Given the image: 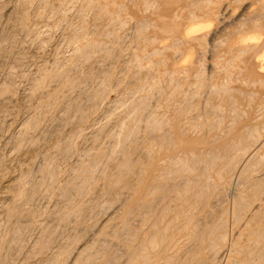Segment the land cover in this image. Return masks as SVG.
Returning a JSON list of instances; mask_svg holds the SVG:
<instances>
[{
    "label": "rangeland",
    "instance_id": "obj_1",
    "mask_svg": "<svg viewBox=\"0 0 264 264\" xmlns=\"http://www.w3.org/2000/svg\"><path fill=\"white\" fill-rule=\"evenodd\" d=\"M262 5L0 0V264H264Z\"/></svg>",
    "mask_w": 264,
    "mask_h": 264
},
{
    "label": "bare ground",
    "instance_id": "obj_2",
    "mask_svg": "<svg viewBox=\"0 0 264 264\" xmlns=\"http://www.w3.org/2000/svg\"><path fill=\"white\" fill-rule=\"evenodd\" d=\"M236 1V0H235ZM256 1V3H261V4H264V0H255ZM199 2H200V0H199ZM143 4V3H142ZM255 3H251V2H248L247 1V3H245V4H243V11H250V10H252L253 9V5H254ZM150 5V4H149ZM30 6V5H29ZM102 6V5H101ZM262 7H264L263 5H262ZM262 7H261V9H262ZM40 8V7H39ZM242 8V7H241ZM220 9H221V14H217V15H221L218 19H219V21H217L218 23H219V27H218V29L217 30H213L212 28H211V25H212V23H211V20H210V15L209 14H203V15H205V16H199V18L197 19V18H193V17H190V16H188V17H190L189 18V20H188V22L183 26V28H182V35H183V37H184V39L185 40H195V39H197V38H199L204 32H205V34H207L209 37V40H212L213 38H214V35L217 33V31L218 30H223V29H225L229 24H231V23H226V21H225V19H224V16H226V15H229L230 13L231 14H233L229 9H228V7H227V4L225 5H222V7H220ZM25 12V11H24ZM99 12V11H98ZM62 13V12H61ZM64 13V12H63ZM259 13V12H258ZM257 13V14H258ZM192 14V13H191ZM191 14H189V15H191ZM0 15H1V13H0ZM209 15V16H208ZM213 15H216L215 13L213 14ZM238 14H236V15H234L235 16V18H238V20H239V18L240 17H238L237 16ZM242 16V15H241ZM252 16V15H251ZM250 16V17H251ZM255 16H257V15H255ZM40 17V16H39ZM194 17H196V16H194ZM253 17V16H252ZM188 19V18H187ZM217 19V18H216ZM242 19V18H241ZM252 19H254V18H252ZM228 20V19H227ZM235 20V19H234ZM243 21V20H242ZM238 22V21H237ZM114 23V22H113ZM148 24V23H147ZM232 24H235V23H232ZM55 26V25H54ZM212 30H211V29ZM252 28H254V27H252ZM48 29V28H47ZM237 29V28H236ZM257 29V28H256ZM260 30H261V28H259ZM235 30V29H234ZM258 30V29H257ZM257 30H252V29H250V31L249 32H246V33H244V34H242L243 32H242V30L240 31V32H242L240 35H237V36H235L234 38H232L233 39V41H232V45H234L235 47H243V46H246L247 44H252V46L254 45V44H256L257 42H258V39H260L259 37L262 35V33L261 32H258ZM259 30V31H260ZM227 32V31H226ZM239 31L238 32H236V33H240ZM261 33V34H260ZM264 34V33H263ZM3 35V34H2ZM107 35V34H106ZM80 37V36H79ZM202 37V36H201ZM6 38H8V37H6ZM48 38V37H47ZM173 39V38H172ZM184 40V41H185ZM264 40V39H263ZM173 41V40H172ZM262 42V39H261V41H260V43ZM264 42V41H263ZM262 46V48L260 49V50H258L257 51V49H259V46ZM260 45H255V46H258V48L257 47H255V50H256V52H258L259 54L258 55H253V56H255V62H256V70H257V72H258V74H264V44H260ZM44 46V45H43ZM233 46V48H235ZM248 46V45H247ZM246 46V47H247ZM164 47V46H163ZM128 48V47H127ZM231 48V47H230ZM232 48V49H233ZM250 49H252L251 47H250ZM117 50V49H116ZM243 50V49H242ZM245 50V49H244ZM249 50V49H248ZM255 50H254V52H255ZM81 51V50H80ZM152 51V50H151ZM233 51V50H232ZM240 51V50H239ZM153 52V51H152ZM238 52V51H237ZM242 52V51H241ZM253 52V53H254ZM229 53H230V50H229ZM252 53V54H253ZM89 54V53H88ZM156 54V53H155ZM159 54V53H158ZM190 57H191V50H187L186 51V54L184 55V57H182V59H181V65L182 64H187V63H189L190 62ZM16 60V59H15ZM252 61H253V58L251 59ZM98 63V62H97ZM227 63V62H226ZM253 63V62H252ZM155 64V63H154ZM254 65V64H253ZM142 66V65H141ZM212 66V65H211ZM254 67V66H253ZM184 68V67H183ZM255 68V67H254ZM11 69V68H10ZM210 69H211V67H210ZM15 71V70H14ZM211 71V70H210ZM47 72V71H46ZM155 72V71H154ZM24 74V73H23ZM185 74V73H184ZM17 78V77H16ZM199 78V77H198ZM244 78V77H243ZM242 78V79H243ZM228 79V78H227ZM152 80V79H151ZM262 80V79H261ZM260 80V81H261ZM229 81V80H228ZM243 81V80H242ZM257 81H258V79H257ZM259 81V82H260ZM255 82V81H254ZM230 83V82H229ZM248 83V82H247ZM51 84V83H50ZM240 84H241V82H240ZM246 84V83H245ZM223 85H225V84H223ZM194 86V85H193ZM214 87V86H213ZM56 88V87H55ZM223 89V88H222ZM232 89V88H231ZM231 89H229V90H231ZM234 89V88H233ZM224 92V91H223ZM228 93V92H227ZM248 94V93H247ZM184 96V95H183ZM33 97V96H32ZM149 100H150V98H149ZM150 102V101H149ZM57 103V102H56ZM61 103V102H60ZM247 103V102H246ZM205 104V103H204ZM218 104V103H217ZM36 105V104H35ZM218 110V109H217ZM260 111V110H259ZM65 114V113H64ZM152 116V115H151ZM156 119V118H155ZM11 121V120H10ZM4 122V121H3ZM126 124V123H125ZM153 127V126H152ZM20 128V127H19ZM152 130V129H151ZM112 131V130H111ZM66 133V132H65ZM124 138V137H123ZM128 138V137H127ZM117 142V141H116ZM100 143V142H99ZM85 150V149H84ZM11 151V150H10ZM83 151V150H82ZM264 155V154H263ZM82 157V156H81ZM261 157V156H260ZM80 162V161H79ZM123 162V161H122ZM125 162V161H124ZM95 164V163H94ZM78 165V164H77ZM81 165V164H80ZM29 166V165H28ZM48 166V165H47ZM124 166V165H123ZM41 167V166H40ZM91 167V166H90ZM89 167V168H90ZM123 170V169H122ZM45 171V170H44ZM83 172V171H82ZM132 172V171H131ZM49 173V172H48ZM68 173V172H67ZM133 173V172H132ZM131 173V174H132ZM119 175V174H118ZM117 175V176H118ZM50 176V175H49ZM68 176V175H67ZM120 176V175H119ZM118 176V177H119ZM74 178V177H73ZM48 179V178H47ZM117 179H119V178H117ZM52 181V180H51ZM110 182V181H109ZM116 183H118V180H117V182ZM122 183H123V181H122ZM121 183V184H122ZM77 184V183H76ZM120 184V183H119ZM26 185V184H25ZM122 186V185H121ZM123 187V186H122ZM5 189H6V187H5ZM4 189V190H5ZM19 191V190H18ZM31 191V190H30ZM41 193V192H40ZM113 193V192H112ZM21 194V193H20ZM30 194V193H29ZM79 194V193H78ZM15 195H17V194H15ZM1 199L3 200V199H7L8 198V195H7V193H6V191H2L1 192ZM50 196V195H49ZM20 197V196H19ZM33 197V196H32ZM64 197V196H63ZM222 199V198H221ZM1 201V200H0ZM5 201V200H4ZM3 201V202H4ZM80 201V200H79ZM106 202V201H105ZM26 203V202H25ZM79 203V202H78ZM116 203V202H115ZM20 204V203H19ZM104 204V203H103ZM109 204V203H108ZM1 205V204H0ZM79 205V204H78ZM6 206V205H5ZM28 206V205H27ZM111 206V205H110ZM75 207H76V205H75ZM44 208V207H43ZM57 208V207H56ZM105 208V207H104ZM170 208V207H169ZM21 209V208H20ZM13 214V213H12ZM55 214V213H54ZM8 215V214H7ZM96 216V215H95ZM16 218V217H15ZM18 219V218H17ZM50 222V221H49ZM71 222V221H70ZM7 224V223H6ZM64 224V223H63ZM58 225V224H57ZM37 226V225H36ZM61 227H63V226H61ZM17 229V228H16ZM44 229V228H43ZM79 229V228H78ZM93 229V228H92ZM128 230V229H127ZM29 231V230H28ZM61 231V230H60ZM133 231V230H132ZM55 232V231H54ZM80 233V232H79ZM119 233V232H118ZM125 234V233H124ZM49 235V234H48ZM47 235V236H48ZM128 235V234H127ZM19 236V235H18ZM57 237V236H56ZM100 240V239H99ZM93 241V240H92ZM10 244V243H9ZM42 244V243H41ZM64 244V243H63ZM62 244V245H63ZM92 244V243H91ZM100 244V243H99ZM89 245V244H88ZM9 246V245H8ZM65 246V245H64ZM42 248V247H41ZM64 248V247H63ZM86 248H88V247H86ZM98 248V247H97ZM172 248V247H171ZM83 250V249H82ZM39 252H40V250H39ZM61 252V251H60ZM97 252V251H96ZM90 254V253H89ZM3 255V254H2ZM122 255V254H121ZM81 256V255H80ZM96 259V258H95ZM10 260V259H9ZM225 260V259H224ZM232 260V259H231ZM2 264V263H1ZM35 264V263H34Z\"/></svg>",
    "mask_w": 264,
    "mask_h": 264
}]
</instances>
